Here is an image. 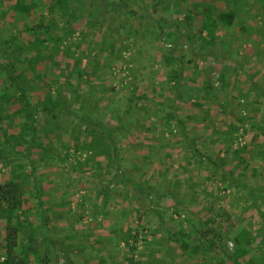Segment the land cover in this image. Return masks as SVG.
I'll return each mask as SVG.
<instances>
[{"label": "rangeland", "instance_id": "rangeland-1", "mask_svg": "<svg viewBox=\"0 0 264 264\" xmlns=\"http://www.w3.org/2000/svg\"><path fill=\"white\" fill-rule=\"evenodd\" d=\"M88 2L86 19L97 9L92 2L107 6V0ZM167 2L166 8L161 4L155 11L147 9L148 15L134 6L146 17L144 27L136 17H112L107 8L101 13L106 18H100L102 25L88 27L84 36L76 32L72 38L78 59L75 67L85 70L79 86L73 87L78 76L68 58L62 61L66 64L39 72L40 81L50 83L53 93L59 87L61 94L69 95L66 105L71 103V112L87 113L118 128L113 137L120 157V168L113 164L109 173L92 161L93 167L73 170L70 164L75 158L83 160L89 154L75 151L76 117L61 112L52 118L41 111L33 114L37 143L29 156L17 153L15 158L0 160V180L11 172L18 177L31 172L29 185L40 186L43 208L51 218L46 225L36 211L27 218L35 224L39 238L47 237L40 256L48 264H197L201 260L216 264L217 252L200 253L186 231L189 219L198 223L210 218L209 225L217 226L225 216L229 217L223 222L230 226L228 235L235 233L241 243L237 246L232 237L225 239L229 254L240 257L247 250L258 253L257 245L264 247V134L257 128L259 124L264 128V0H228L229 7L224 0H212L219 9L234 12L236 19L224 44L204 49L196 29L201 5L210 0ZM192 2H200L198 10ZM26 17L19 9L12 10L0 18V33L7 34L1 32L3 26H14L10 32L15 31ZM108 25L120 26L111 36ZM20 38L29 40L26 33ZM210 49L217 54L222 50L224 62L215 51V55L207 51L203 59L197 55L204 56ZM173 56L180 59L179 65L170 60ZM188 58L193 61L186 62ZM178 66L183 72L181 95H175L172 87ZM227 67L235 71L228 75L226 86L218 73ZM73 98L77 100L74 107ZM240 111L248 123L234 125L232 120ZM169 116L184 120L195 153L190 142L182 140L178 122L168 124ZM29 119L24 114L2 118L4 154L12 151L4 144L6 138L9 141L11 132H26ZM44 146L49 151L47 159L40 157ZM32 196L30 191L27 198ZM128 227L130 238L121 241ZM2 232L0 224V243ZM256 259L264 264V253L259 252Z\"/></svg>", "mask_w": 264, "mask_h": 264}, {"label": "trees", "instance_id": "trees-1", "mask_svg": "<svg viewBox=\"0 0 264 264\" xmlns=\"http://www.w3.org/2000/svg\"><path fill=\"white\" fill-rule=\"evenodd\" d=\"M200 1L202 3L203 0ZM89 2L88 0H31L29 2H26V0H0V18H5L7 14L14 9H19L21 12H24V14H27L28 18L32 16L30 19L27 17L24 18L23 22L20 23L18 27H15V31L13 32L10 31L14 26H10L9 28L3 26L1 28V32L4 30L7 34L4 35V33H0V125L2 118L7 114L10 116L24 114L31 116L32 119L27 120L25 124V126H27L26 132L23 130H20L18 133L11 132L9 141L8 138H6L4 144L6 143L10 146L12 151L8 152V154H4V150L2 149L4 145H2L0 147V160H8L12 155L15 158V156L17 157V153L18 155L22 154L24 156H29L31 146L35 147L37 143L34 137L36 129L34 125V116L42 111L52 118H55L61 112L76 117L79 127L74 132L75 134L73 137V139L76 140L74 145L75 151L89 154L86 155L83 160L75 158L73 164H70L73 170H77L83 165H90L89 167H93L94 164H89V162L92 161L97 163L99 168L103 169V172L109 173V169L113 164L120 163L118 145L116 139L113 137V133L118 128H116V126H107L87 113L71 112V103L66 105L69 95L61 94L58 86V89L53 93L50 83H43L40 81L39 76L41 74H39V72L42 69L45 70L49 66H59L64 59L66 60V58H68L73 60V73L78 76L73 87L79 86L85 70L77 66L75 67L78 63V59L74 56L75 42L72 41V38L76 32L84 36L89 31L88 27H93L94 24L102 25V20H100V18L102 17L103 20L106 18H104L101 13H106L102 12V10L107 11V8L114 14L112 17L116 19L122 17H136L139 19L140 25L144 27L143 22H145L146 19L145 15H148L150 9L155 11L161 4H163L164 8L169 4L167 0H152L150 3H147V0H107V3L104 4L107 6L103 7L100 4L97 5L95 2H92L93 7H97V9H95V11L92 10V12L89 11L88 19H86L84 11L88 9V6H91ZM198 3L192 2V6L195 10H198ZM224 3L226 7H229L228 0H224ZM135 5L140 6L145 13L144 16L138 13L134 8ZM217 5L212 3V0H210L208 4L201 5L203 6L199 13L201 19L196 29L197 37L203 41L202 44L204 46L201 47V49L213 45L218 46L224 44V36L227 35L228 29L236 19V14L234 12L228 9H219ZM147 9H149V12ZM91 16H94V19L97 20H91ZM127 21L128 20L125 19L123 22L127 24ZM119 26L120 25H108L111 36L114 35L113 31L115 27ZM124 27L125 26H123V28ZM159 27V37H162L165 33L162 31V26L160 25ZM219 31L222 33L221 36H218ZM130 32L131 30H128V33ZM24 33L29 36L27 42L20 40V37H22ZM109 39L112 40V38ZM111 40H109V43L114 47L115 43ZM211 49L206 50L204 56L202 53L197 55L203 59L207 51H210L211 54L219 56L221 58L220 62L223 63L225 58L222 57L223 51L220 50L221 54H217L216 50ZM171 53H169V56H171ZM180 57L182 58L184 56L181 54ZM178 59L177 56H173L170 60H175L177 65H179L180 62ZM189 61H193L192 58H188L186 62ZM67 62L68 61H64L62 63L66 64ZM194 65L195 67L197 66L196 63H194ZM178 67L181 68V66ZM231 69L232 70L227 67L219 71L218 78L221 84L228 85V75L235 71L233 67H231ZM182 79L183 72L181 68L176 71L172 83L175 95H177V92L181 95L178 89ZM208 79L209 77L205 75V81L207 80L208 82ZM73 89L75 90V88ZM75 102H77V100L73 98V107ZM174 102L175 100H173L172 103ZM241 113L240 111L236 118L232 120L234 125H244L248 123V120H246ZM175 116H172V118L169 116L167 118L168 124L174 119L178 122V131L182 133V140L190 142V147H192V151L195 153L197 149L195 148V144H193L187 136L188 133H186V130H188V127L185 125L186 123L183 119L177 120ZM181 121L183 125H181ZM121 127L122 126L119 127V130ZM257 128L259 129V133L264 134V128L261 124H259ZM29 132H31V135L28 139L24 140V137H26V134ZM81 134H83L82 140ZM11 140L14 142H10ZM20 146L23 148L17 149ZM41 148L42 153L40 157L42 159H47L49 157V151L45 149V146ZM65 149L68 148L65 147ZM65 153L68 155L67 151H65ZM212 163L218 166L216 162L212 161ZM31 167L33 166L31 165ZM118 168H120L119 164ZM30 174L27 173L25 177H18L15 173L11 172L8 177L5 176L0 180V224L3 228V232L1 233L2 243H0V258L3 257V259L0 260V264H48L46 257L43 259L40 256L42 245L45 243L44 240L47 239V237L44 239L39 238L38 230H35V224H32L27 218V215L29 214L30 216L32 211L42 214L41 218L44 219L45 225L46 219H50L51 217L46 214V210L43 208V202L38 191L40 190L39 184H35L37 186L31 187L27 181L29 176H31ZM125 180L129 182V179ZM110 181H112V179H110ZM132 183L135 185V182ZM148 188L151 192L154 191L152 186H148ZM30 191L33 192V196L31 199H28L27 195ZM225 217L226 218L222 217L219 220V225L217 226L209 225L212 221L210 218L200 220L198 223L193 219H189V229L186 231V235H188L192 243H195V247L198 248L197 250H199L200 253L205 254L209 251L217 252L216 264H260V261L255 263V259L259 252L264 253V247L261 245L256 246V249L258 248L259 251L258 253H252V251L250 252V250H247L246 252L244 251V255L240 257H238V254L235 256L229 254L225 246V239H230L232 237L231 240L237 246H240L241 243L235 233L232 236L228 235L230 226L228 224H223V222L225 220L228 221L229 217ZM130 231V227H128L124 233L120 231V233L125 235L121 237L120 240L127 242L130 238ZM181 231L184 232V230ZM260 247L262 249H260ZM186 248H188L187 245L185 249ZM224 259L227 260V262H225ZM197 264L206 263L201 260Z\"/></svg>", "mask_w": 264, "mask_h": 264}, {"label": "crops", "instance_id": "crops-1", "mask_svg": "<svg viewBox=\"0 0 264 264\" xmlns=\"http://www.w3.org/2000/svg\"><path fill=\"white\" fill-rule=\"evenodd\" d=\"M32 212H34V211H32ZM1 247V246H0ZM256 249V248H255ZM258 262V260L257 259H255V263H257Z\"/></svg>", "mask_w": 264, "mask_h": 264}, {"label": "built area", "instance_id": "built-area-1", "mask_svg": "<svg viewBox=\"0 0 264 264\" xmlns=\"http://www.w3.org/2000/svg\"><path fill=\"white\" fill-rule=\"evenodd\" d=\"M2 259H3V257L0 258V260H2Z\"/></svg>", "mask_w": 264, "mask_h": 264}]
</instances>
